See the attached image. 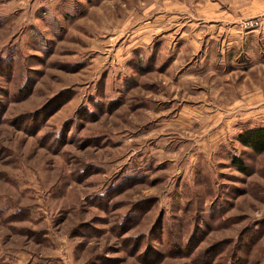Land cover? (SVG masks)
I'll return each instance as SVG.
<instances>
[{"label":"rangeland","instance_id":"obj_1","mask_svg":"<svg viewBox=\"0 0 264 264\" xmlns=\"http://www.w3.org/2000/svg\"><path fill=\"white\" fill-rule=\"evenodd\" d=\"M263 15L0 0V264H264V153L238 140L261 126L228 114Z\"/></svg>","mask_w":264,"mask_h":264},{"label":"crops","instance_id":"obj_2","mask_svg":"<svg viewBox=\"0 0 264 264\" xmlns=\"http://www.w3.org/2000/svg\"><path fill=\"white\" fill-rule=\"evenodd\" d=\"M262 25L261 30H259V37L262 41V45L264 44V15L261 18ZM256 34H258L256 32ZM232 36V32H230V37ZM260 45V48H256V52L260 54L261 59L256 61V76L254 81L252 78H249L246 74L243 81L240 84H245V89L242 87L240 92V97L233 106L230 105V111L228 114L232 116V109H235V106L239 102V111L246 121V124L254 126H264V46ZM241 57V56H240ZM239 56L236 58H240ZM237 62L233 61V65H236ZM232 65V64H231ZM231 66L234 68V66ZM232 74V73H231ZM231 74L229 78L232 77ZM249 81L252 83L250 84ZM250 85V87H248ZM226 99V98H225ZM232 103V101H231Z\"/></svg>","mask_w":264,"mask_h":264},{"label":"trees","instance_id":"obj_3","mask_svg":"<svg viewBox=\"0 0 264 264\" xmlns=\"http://www.w3.org/2000/svg\"><path fill=\"white\" fill-rule=\"evenodd\" d=\"M238 140L243 146L250 148L256 154L264 153V126L243 131ZM233 165L241 172L247 173L248 171V164L240 156L233 157Z\"/></svg>","mask_w":264,"mask_h":264}]
</instances>
